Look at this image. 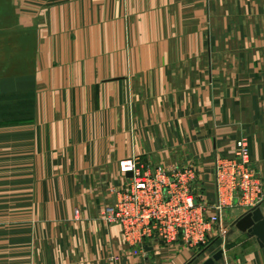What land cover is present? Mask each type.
<instances>
[{
    "label": "crops",
    "instance_id": "1",
    "mask_svg": "<svg viewBox=\"0 0 264 264\" xmlns=\"http://www.w3.org/2000/svg\"><path fill=\"white\" fill-rule=\"evenodd\" d=\"M241 137L264 182V0H0V264H264L216 186ZM125 158L196 168L207 242H127Z\"/></svg>",
    "mask_w": 264,
    "mask_h": 264
},
{
    "label": "built area",
    "instance_id": "2",
    "mask_svg": "<svg viewBox=\"0 0 264 264\" xmlns=\"http://www.w3.org/2000/svg\"><path fill=\"white\" fill-rule=\"evenodd\" d=\"M119 170L132 172L127 188L119 190L117 202L107 208L109 223L122 226L128 243L143 251L146 244L161 241L170 244L179 234L192 240L207 242V231L217 224L220 215L207 217L203 193L191 185L196 168L156 167L144 172L136 158L119 161ZM215 179L219 197L237 195L239 202L259 206L264 182L252 167L247 137L236 142L233 154L215 157Z\"/></svg>",
    "mask_w": 264,
    "mask_h": 264
},
{
    "label": "water",
    "instance_id": "3",
    "mask_svg": "<svg viewBox=\"0 0 264 264\" xmlns=\"http://www.w3.org/2000/svg\"><path fill=\"white\" fill-rule=\"evenodd\" d=\"M128 175L132 176L133 173L129 172ZM234 225L244 232H249L256 236L261 246H264V212L261 205L256 206L238 218ZM146 250L151 249L149 246L145 247ZM223 256V250H218L213 256L209 257L202 264H215Z\"/></svg>",
    "mask_w": 264,
    "mask_h": 264
}]
</instances>
